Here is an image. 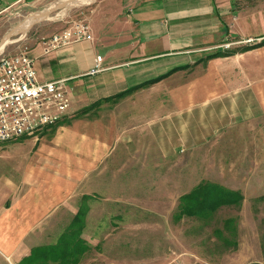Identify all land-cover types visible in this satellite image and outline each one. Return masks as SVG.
<instances>
[{"label": "crops", "instance_id": "obj_1", "mask_svg": "<svg viewBox=\"0 0 264 264\" xmlns=\"http://www.w3.org/2000/svg\"><path fill=\"white\" fill-rule=\"evenodd\" d=\"M41 1L0 0V14ZM86 21L93 36L90 41L63 45L48 54L43 53L41 41L35 40L30 48L40 81L66 80L72 97L68 113L106 96L123 93L122 97L138 87L133 94L119 97L121 101L114 104L117 109L124 100L134 101L137 92L167 82L168 91L164 90L154 105L169 110L158 119H150L146 127L156 139L153 149L158 148L163 159L177 151H199L203 145L215 149L226 141L232 145H226L230 150L242 152L237 151L235 156L241 157L229 167V175L239 176L233 180L240 183L227 188L242 194V188L248 189V175L252 179L264 174L259 158L251 154L245 157L246 149L254 146L246 142L249 137L255 140V149L264 147V137L261 140L258 133L264 132V44L246 50L237 46L230 54L219 48L223 37L234 38L229 42L232 45H247L253 39L264 38V0H98L89 8ZM98 45L105 48V55L95 53ZM219 51L224 54L210 57ZM98 56L99 69L93 72ZM112 114L108 112L106 117ZM134 121V115L126 120ZM115 122V118L112 125L96 117L83 127L76 125L65 131L61 127L60 137L63 132L64 136L72 134L71 145L65 150L57 147L59 154L51 153L54 147L46 149L39 165L31 164L24 178L17 171L7 175L6 166L0 162V173H6V182L21 189L15 203L0 210V246L7 250L8 261L52 264L54 257L45 251L59 243L60 236L73 233L72 224L81 207L74 202V196L96 192L108 196L105 199L114 204L117 202L118 197L110 188L112 181L102 178L104 168L114 176L118 167V158H113L114 163L109 160L117 140L115 129L112 130L117 126ZM245 132L250 136L246 138ZM141 133H129L127 137L131 139L122 140H135L131 144L133 151L146 141L147 131ZM25 137L31 138L24 136L8 142L15 144ZM59 138H54L53 145H63ZM89 173L94 174L91 176L95 184L86 183L81 193L73 195ZM103 182L109 183L105 191ZM91 187L93 191L88 190ZM110 214L115 215V210L108 209L107 215ZM80 222L85 228L83 220ZM82 229L79 237L86 240ZM86 252L78 256L82 258ZM71 258H64L60 264H78L71 263Z\"/></svg>", "mask_w": 264, "mask_h": 264}, {"label": "rangeland", "instance_id": "obj_2", "mask_svg": "<svg viewBox=\"0 0 264 264\" xmlns=\"http://www.w3.org/2000/svg\"><path fill=\"white\" fill-rule=\"evenodd\" d=\"M67 1L43 0L32 6H15L1 13L0 43L3 40L5 46L0 49V56L19 53L22 50H26L30 55V48L35 40L42 42L52 34L70 27L75 21L87 22L86 15L89 13V8L98 0L75 5H70L71 2L67 3ZM233 39L223 37L219 48L230 53L237 48L246 50L264 42V38L256 41L257 38L247 45H232L229 42ZM224 51L213 55L222 54ZM95 53L103 56L105 48L100 45L95 46ZM167 87V82H163L160 87L150 86L144 91L137 92L134 101H131L133 99L122 101L117 109L114 104L123 97L133 94L138 87L127 91L122 97L123 93L106 96L92 101L90 105L71 114L67 113L59 123L45 128L48 130L30 136L32 139L25 137L15 144L0 142V162L6 166L7 175L9 171L11 173L17 171L23 177L31 164L39 165L46 149L54 147L52 149L55 152L50 149L51 153L59 154L58 148L62 150L63 147L65 150L71 145L72 134L64 136L63 132L61 137L59 135L63 128L65 131L66 128H73L76 125L83 127L87 123L91 124L96 117L113 125L114 118L116 119L117 126L112 130L115 129L113 135H116L117 140L113 143L114 149L109 160L114 163V159L118 158V167L114 170V176L107 173L108 170L104 168L102 178L103 181H112V186H109L118 197L117 202L114 204L105 199L108 196L96 192H90L89 196H74V202H78L76 205L83 207L84 210L80 220L85 224L82 237L86 238V242L83 243L86 248L80 246L82 245L80 237L69 240L73 233L68 231L60 236L59 243H54V247L45 251V254L54 257L52 264H60L67 257H73L71 263L77 259L76 262L79 264L81 257L76 253L83 249L87 250V254L81 258V264H264L263 173L253 176L252 179L248 175L250 180L248 189L244 191L242 188L243 197L238 204L224 205L215 210L209 218L186 215L177 217L181 196L196 185L214 182L227 187L240 183L237 180L239 176L229 175L231 171L229 167L233 160L241 157L240 154L235 156L237 151L241 150H230L229 146L232 145L222 141L215 149L212 147L207 149V145H203L200 146L199 151H177L173 156H165L163 162L161 151H158V148L153 149L156 139L150 135L146 127H149L150 119H158L165 110H169L154 105V100L162 95ZM71 102L72 100L70 104ZM80 102V105L83 104L82 101ZM133 103L135 107H132ZM108 112L113 114L107 118ZM131 115H134L135 121L126 122ZM145 130L147 138L146 141H142L143 146H137L132 151L131 144H134L135 140L130 143L124 142L131 139L127 135L129 133L138 135L141 132L144 134ZM258 133L262 140L264 132ZM245 134L247 138L251 133L245 132ZM57 136L60 137V142L63 141V145H53ZM246 142L253 143L254 146L251 149L246 147L245 157L249 158L251 154L259 158L258 161L264 167L262 162L264 147L255 149L256 142L252 141L251 137L246 139ZM227 144L229 146H226ZM77 152H79L78 148ZM7 175L0 173V210L13 205L17 199V192L21 190L11 184L13 182H6ZM91 175L89 173L88 176H83L80 182L78 181L79 184L73 195L80 192L84 187L82 185L95 184L94 176ZM233 177H236L237 181L233 180ZM108 184L103 182V191ZM88 190L94 189L91 187ZM112 204L114 206H111ZM104 205L109 207L106 208ZM81 207L78 218L83 211ZM108 209L115 210L116 214L107 215ZM87 212L90 215H87ZM73 244L76 253L70 249ZM3 248L0 246V264H16L13 259L12 261L6 259L7 250ZM45 258H48L47 255Z\"/></svg>", "mask_w": 264, "mask_h": 264}, {"label": "built area", "instance_id": "obj_3", "mask_svg": "<svg viewBox=\"0 0 264 264\" xmlns=\"http://www.w3.org/2000/svg\"><path fill=\"white\" fill-rule=\"evenodd\" d=\"M85 21L42 40L43 53L79 41L92 40ZM100 56L93 72L98 70ZM35 60L26 50L0 56V142L34 136L59 123L70 108V88L65 79L40 81Z\"/></svg>", "mask_w": 264, "mask_h": 264}, {"label": "trees", "instance_id": "obj_4", "mask_svg": "<svg viewBox=\"0 0 264 264\" xmlns=\"http://www.w3.org/2000/svg\"><path fill=\"white\" fill-rule=\"evenodd\" d=\"M260 44H264V42H261ZM212 56H217V55H212ZM152 81H156V79ZM242 197L243 195L239 191L231 190L217 183L214 182H205L203 184L201 183L193 187L188 193L181 196L179 200V206H178L179 210L177 213V217L181 218L182 216L186 215L192 217L197 216L200 218H209L210 215L215 210L219 209L224 205L238 204L242 200ZM82 214L83 211L78 218V213H77L72 224L74 226L73 234H72L73 235L72 237L74 239L77 237L79 238V235L81 233V229L83 225L80 222L81 221L80 216H82ZM73 238H70V240H73ZM84 242L85 240L81 239L80 243L82 245L80 246H83ZM84 246L82 248L85 249L86 245ZM70 249L73 252H75L74 244L71 245ZM83 250L78 251V249L76 248V251H78V253L76 252L75 253L82 254Z\"/></svg>", "mask_w": 264, "mask_h": 264}, {"label": "bare ground", "instance_id": "obj_5", "mask_svg": "<svg viewBox=\"0 0 264 264\" xmlns=\"http://www.w3.org/2000/svg\"><path fill=\"white\" fill-rule=\"evenodd\" d=\"M89 1H91V0H75V1H73V0H68L67 1V3L68 2H71V3H69L70 5H75V4H79V3H82V2H89Z\"/></svg>", "mask_w": 264, "mask_h": 264}, {"label": "water", "instance_id": "obj_6", "mask_svg": "<svg viewBox=\"0 0 264 264\" xmlns=\"http://www.w3.org/2000/svg\"><path fill=\"white\" fill-rule=\"evenodd\" d=\"M2 41H3V40H2ZM2 41H1V43H0V49L3 48V47L5 46V43L2 42Z\"/></svg>", "mask_w": 264, "mask_h": 264}]
</instances>
